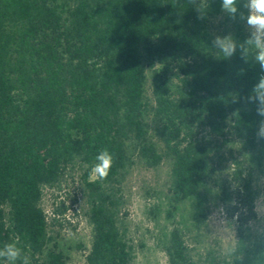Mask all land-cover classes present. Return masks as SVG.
I'll return each instance as SVG.
<instances>
[{
    "label": "trees",
    "instance_id": "trees-1",
    "mask_svg": "<svg viewBox=\"0 0 264 264\" xmlns=\"http://www.w3.org/2000/svg\"><path fill=\"white\" fill-rule=\"evenodd\" d=\"M217 18L218 35L247 38L245 23L229 19L220 0H0V247L19 237L31 264H67L63 252L49 248L41 201L46 186L80 164L94 230L88 264H132L117 190L135 158L151 168L171 158L173 211L202 229L215 148L201 134H230L253 159L264 156L256 134L261 117L247 101L264 72L239 51L218 57ZM105 148L112 168L106 180L92 181ZM244 170L238 164L216 182L237 241L229 257L207 264H264V231L251 225L258 194ZM166 253L171 264H196L180 227Z\"/></svg>",
    "mask_w": 264,
    "mask_h": 264
},
{
    "label": "rangeland",
    "instance_id": "rangeland-1",
    "mask_svg": "<svg viewBox=\"0 0 264 264\" xmlns=\"http://www.w3.org/2000/svg\"><path fill=\"white\" fill-rule=\"evenodd\" d=\"M223 18L212 22L214 36L221 31ZM246 31L249 30L246 26ZM147 97L152 100V76L147 72ZM214 148V172L209 182L213 193L210 209L202 229L197 231L184 211H173L171 194L172 160L165 158L156 168L135 158V163L120 178L117 197L120 200L119 226L133 248L132 264H171L166 253L171 232L180 227L189 252L196 264H207L210 257L225 259L234 250L237 224L217 197V183L229 179L238 164L251 172L256 200V231H264V156L253 159L242 141L232 135L226 138L201 134ZM85 169L70 166L60 183L43 189L41 207L47 217L48 244L63 252L67 264H88L94 240L90 221L88 191L84 185ZM216 183V185H215ZM182 214V215H181Z\"/></svg>",
    "mask_w": 264,
    "mask_h": 264
},
{
    "label": "clouds",
    "instance_id": "clouds-1",
    "mask_svg": "<svg viewBox=\"0 0 264 264\" xmlns=\"http://www.w3.org/2000/svg\"><path fill=\"white\" fill-rule=\"evenodd\" d=\"M196 3V0H191ZM221 11L231 20L243 21L249 30L247 38L242 43H237L231 34L217 35L212 40V45L218 50V57L232 58L237 51L245 63L251 56L254 63L264 72V0H220ZM243 8L244 11H240ZM198 18L204 19L206 11L197 5ZM249 103H255L256 114L261 117L257 128V137L264 139V75H261L253 86L251 94L247 97ZM96 163L91 167L89 179L92 181L106 180L114 162L113 154L107 149L98 152ZM17 237L14 241L0 247V262L3 264H31L29 255L19 246Z\"/></svg>",
    "mask_w": 264,
    "mask_h": 264
}]
</instances>
